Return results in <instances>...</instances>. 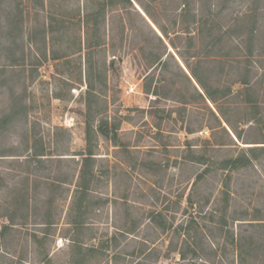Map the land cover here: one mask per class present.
Listing matches in <instances>:
<instances>
[{"label":"rangeland","instance_id":"1","mask_svg":"<svg viewBox=\"0 0 264 264\" xmlns=\"http://www.w3.org/2000/svg\"><path fill=\"white\" fill-rule=\"evenodd\" d=\"M130 1L0 0V264H241L224 192L227 218L264 214V153L219 163L264 145V0ZM178 51L230 92L201 98ZM246 233L264 264V227Z\"/></svg>","mask_w":264,"mask_h":264},{"label":"trees","instance_id":"2","mask_svg":"<svg viewBox=\"0 0 264 264\" xmlns=\"http://www.w3.org/2000/svg\"><path fill=\"white\" fill-rule=\"evenodd\" d=\"M112 2V0H109ZM124 2H127L129 4H131L130 0H123ZM142 11L144 12V14L149 18V20L158 28V30L160 31L162 37L158 36L155 31L152 29L151 25L148 23V21L146 20V18H144L143 16H141V18L144 20L145 24L154 32V34L158 37L159 41L161 42V44L163 45V47L167 48V43H170V45L172 47H176L172 41V39L170 37H168L169 35V31L167 30L165 25L160 24L157 19H155L153 13L150 12V10L145 7V6H140ZM104 10V9H103ZM194 22H196L195 18H193ZM205 24H208V22H206ZM213 22L210 23V25H208V30L211 33V42L213 44V46L217 45L218 43L221 42L223 35L225 34V32L222 31L221 27L219 26H212ZM94 29L95 31H98V23L94 24ZM217 29L215 32L214 30ZM186 32L190 33V31ZM165 41H168L165 43ZM189 42V46H192L193 42H192V38H190L188 40ZM99 43H97L98 45ZM177 55L179 56V58L183 61V63L185 64V66L187 67L190 76L186 75L188 80L191 81V79H193L196 84L200 87V89L202 90V92H199V96L201 98L204 99H208L209 101L212 102H216L217 97L216 94H218L221 89L220 88H212V86L208 85V83L199 75V73L193 68L189 66L188 63V59L181 53V52H177ZM199 63L201 62H207V61H203V59L199 58L198 60ZM178 64V63H177ZM244 83V82H243ZM87 87H89V93H91L90 90L93 89V84L89 83L87 84ZM146 92H149V89H145ZM227 92H230V88L226 89V90H222L221 93L222 95H226ZM152 93L157 96V90H153ZM90 108V107H89ZM151 112H155V109H152ZM117 127H114V135H116V129ZM99 131L104 134L106 137L110 138V134L108 132L107 129H103L100 128ZM93 127L91 125V121L89 119L86 120V127H85V136H86V142H87V148H86V152L83 154L82 157V166H81V170H80V174H81V178L83 179V183L81 184V181L78 184V189L76 192H79L81 190V192H83V194L85 195L86 190L88 189V180H87V174H89V166L91 164V161L93 160V150H92V146H91V140L93 138ZM235 133V132H234ZM236 137L239 138L240 135L238 133H235ZM264 153V145H257V146H247L246 149H242L240 151V153H238V155H236L235 157H229L226 159H223L222 161H220L219 163V168L221 169H228V170H239V169H245L248 166H250L252 164V161L258 158L257 153ZM34 156H41L43 155V153H40L38 151H34L33 152ZM208 168L206 167L205 169H203V171L201 173H199L197 175V178H201L202 176H204V174H206L208 172ZM225 197H224V201H225V205H224V212L226 213L229 205V192H224ZM81 199V197H79ZM79 208L82 207V204H79ZM223 213L222 215V224L226 225L227 224V219L230 218V220L232 222L235 221H240L239 224V230H238V234L236 236V238L234 236H232V243L234 244V247L238 250L239 252V259L241 264L246 262V258L247 255L250 254L251 251H255L257 249H259L260 247L263 246V239L260 238H255L254 235H247V231L249 229H253V228H257V227H264V214H262V209H256V214L252 215L251 217H249V214L247 211L245 212H241L239 214H234L231 217H226V214ZM12 221V222H11ZM10 223H13V220L10 219ZM48 222H43L44 225H46ZM12 224H4L2 227V231H1V235H3L5 233V231L11 226ZM249 253H248V252ZM242 253L244 255H242ZM180 255L182 256V258H185L186 253L185 251H181Z\"/></svg>","mask_w":264,"mask_h":264},{"label":"water","instance_id":"3","mask_svg":"<svg viewBox=\"0 0 264 264\" xmlns=\"http://www.w3.org/2000/svg\"><path fill=\"white\" fill-rule=\"evenodd\" d=\"M140 10V9H139ZM140 12L144 15V13L140 10ZM148 22H150V20L148 18H146ZM150 24L153 26V28L156 29V27L150 22Z\"/></svg>","mask_w":264,"mask_h":264},{"label":"crops","instance_id":"4","mask_svg":"<svg viewBox=\"0 0 264 264\" xmlns=\"http://www.w3.org/2000/svg\"><path fill=\"white\" fill-rule=\"evenodd\" d=\"M141 10V9H140ZM142 11V10H141ZM143 12V11H142ZM144 13V12H143ZM142 14V13H141ZM143 15V14H142ZM145 18H148L145 14H144ZM149 19V18H148ZM151 22V21H150ZM152 23V22H151ZM153 24V23H152ZM154 25V24H153ZM155 26V25H154Z\"/></svg>","mask_w":264,"mask_h":264}]
</instances>
